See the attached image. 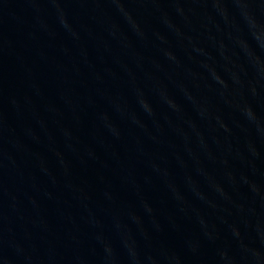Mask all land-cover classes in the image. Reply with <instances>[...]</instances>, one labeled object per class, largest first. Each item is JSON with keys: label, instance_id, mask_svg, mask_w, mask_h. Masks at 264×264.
<instances>
[{"label": "water", "instance_id": "obj_1", "mask_svg": "<svg viewBox=\"0 0 264 264\" xmlns=\"http://www.w3.org/2000/svg\"><path fill=\"white\" fill-rule=\"evenodd\" d=\"M0 264H264V0H0Z\"/></svg>", "mask_w": 264, "mask_h": 264}]
</instances>
